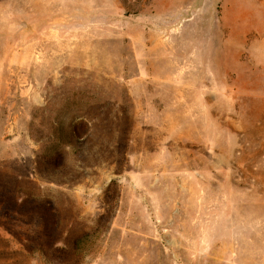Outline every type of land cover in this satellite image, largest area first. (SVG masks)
<instances>
[{
  "label": "rangeland",
  "instance_id": "rangeland-1",
  "mask_svg": "<svg viewBox=\"0 0 264 264\" xmlns=\"http://www.w3.org/2000/svg\"><path fill=\"white\" fill-rule=\"evenodd\" d=\"M0 264H264V0H0Z\"/></svg>",
  "mask_w": 264,
  "mask_h": 264
}]
</instances>
